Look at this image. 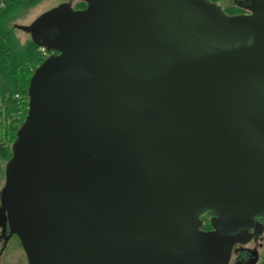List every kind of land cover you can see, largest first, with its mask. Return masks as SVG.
I'll list each match as a JSON object with an SVG mask.
<instances>
[{"label":"water","instance_id":"obj_1","mask_svg":"<svg viewBox=\"0 0 264 264\" xmlns=\"http://www.w3.org/2000/svg\"><path fill=\"white\" fill-rule=\"evenodd\" d=\"M79 1L22 28L57 54L6 165L5 242L29 264H230L264 233V0Z\"/></svg>","mask_w":264,"mask_h":264},{"label":"trees","instance_id":"obj_2","mask_svg":"<svg viewBox=\"0 0 264 264\" xmlns=\"http://www.w3.org/2000/svg\"><path fill=\"white\" fill-rule=\"evenodd\" d=\"M45 0H0V185L5 183L6 165L12 158V146L28 111V89L37 68L55 52L38 47L32 39L21 43L16 37L15 22ZM213 3L219 0H209ZM79 1L77 9L86 8ZM235 3L230 13L240 12ZM227 14V13H226ZM202 230L212 229L211 215L202 216ZM255 264H264V253Z\"/></svg>","mask_w":264,"mask_h":264},{"label":"rangeland","instance_id":"obj_3","mask_svg":"<svg viewBox=\"0 0 264 264\" xmlns=\"http://www.w3.org/2000/svg\"><path fill=\"white\" fill-rule=\"evenodd\" d=\"M246 0H219L215 4L219 5L225 13H227L228 16H235L243 14V10L241 9L240 12H237L236 14L230 13L228 8L235 5V3L244 2ZM79 3V0H45L39 5L33 7L29 11L26 12L25 15L20 17L16 22V28L15 34L16 37L19 39L21 43H25L29 39H31L30 33L23 30V27H29L31 26L40 16L43 14L53 10L54 8H57L60 5L63 4H71V6L75 10L77 9V4ZM5 183L0 185V196L1 192L4 188ZM9 233H6V236L8 237ZM6 236H2V229L0 228V264H29L26 251L24 249V246L22 244V241L20 237L17 234L12 235L7 239L5 242ZM261 247H259L257 250L260 254V256L264 253V233L262 235L261 241ZM245 248H248L250 250H255L256 246L253 242L245 245ZM233 264V262H231Z\"/></svg>","mask_w":264,"mask_h":264},{"label":"flooded vegetation","instance_id":"obj_4","mask_svg":"<svg viewBox=\"0 0 264 264\" xmlns=\"http://www.w3.org/2000/svg\"><path fill=\"white\" fill-rule=\"evenodd\" d=\"M240 5H242V10H243V14H240V15L250 13L246 7L247 6L246 4L244 5L243 2H240ZM261 222L264 223V221H261ZM210 230H213V228ZM207 231H209V230H207ZM7 232L9 233V231H7ZM262 235L257 236L254 234L248 243H246V244L238 243L234 247L231 262H233V264H246V263L252 261L254 259V257L255 258L258 257V260H259L260 254H259L257 249L259 247H261V245H262L261 243H259V241H261V239H262ZM251 242H253L255 244V246H256L255 250H250L248 248H245V245H247ZM231 262H230V264H231Z\"/></svg>","mask_w":264,"mask_h":264}]
</instances>
